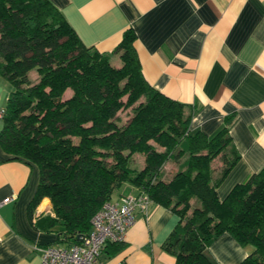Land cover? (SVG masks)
Listing matches in <instances>:
<instances>
[{"label":"trees","instance_id":"16d2710c","mask_svg":"<svg viewBox=\"0 0 264 264\" xmlns=\"http://www.w3.org/2000/svg\"><path fill=\"white\" fill-rule=\"evenodd\" d=\"M135 40L126 30L102 54L82 44L49 0H0V77L11 87L0 145L38 168L30 216L47 198L53 216L44 224L60 227L61 242L73 245L128 184L179 218L162 244L175 264H216L207 250L224 233L251 249L242 264H264V168L220 201L216 189L239 160L229 135L234 117L211 137L191 133L192 109L148 84ZM136 155L139 170L131 167ZM124 247L107 242L101 255Z\"/></svg>","mask_w":264,"mask_h":264},{"label":"crops","instance_id":"0c3cea01","mask_svg":"<svg viewBox=\"0 0 264 264\" xmlns=\"http://www.w3.org/2000/svg\"><path fill=\"white\" fill-rule=\"evenodd\" d=\"M49 1L82 44L99 53L110 54L132 29L145 80L192 109L191 133L211 137L227 117H234L229 135L239 160L216 189L220 201L264 168V0ZM113 62L119 65L116 57ZM10 90L0 77V107ZM214 166L220 167V160ZM172 167L168 163L164 170ZM38 183V168L12 159L0 145V264H41L38 249L71 246L61 242L60 227L44 224V218L53 216L47 198L30 216ZM133 192L125 184L112 202ZM178 221L173 212L150 201L145 214L136 212L124 249L112 257L101 255V264H175L162 244ZM250 252L228 233L207 250L216 264H242Z\"/></svg>","mask_w":264,"mask_h":264},{"label":"built area","instance_id":"2783aa9c","mask_svg":"<svg viewBox=\"0 0 264 264\" xmlns=\"http://www.w3.org/2000/svg\"><path fill=\"white\" fill-rule=\"evenodd\" d=\"M4 109L0 107V120ZM122 195L118 202L108 201L94 214L88 234L69 247L46 246L41 264H101L100 257L107 242L124 243L128 230L135 223V214L146 213L150 199L142 190ZM115 264H125L123 260Z\"/></svg>","mask_w":264,"mask_h":264},{"label":"rangeland","instance_id":"374dc122","mask_svg":"<svg viewBox=\"0 0 264 264\" xmlns=\"http://www.w3.org/2000/svg\"><path fill=\"white\" fill-rule=\"evenodd\" d=\"M114 63V62H113ZM113 65H117L116 63H114ZM31 80L32 81H36L37 80V75L35 74V73H33L32 75H31ZM11 88V87H10ZM7 95V92H5L3 95H2V97H3V99H4V97ZM64 98H67L66 97V93H65V95H64ZM120 117L123 119V120H126L128 117H129V111L128 110H126V111H122L121 113H120ZM0 124H2L1 122H0ZM142 161H143V157L141 156V155H136L135 157H134V162H133V164H132V168L133 169H135V170H139V169H141V163H142ZM118 193V192H117ZM42 201V200H41ZM40 201V202H41Z\"/></svg>","mask_w":264,"mask_h":264}]
</instances>
